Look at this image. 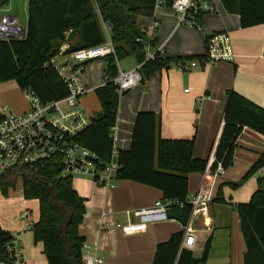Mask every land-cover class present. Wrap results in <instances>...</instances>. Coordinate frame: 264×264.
Wrapping results in <instances>:
<instances>
[{
  "label": "trees",
  "instance_id": "trees-1",
  "mask_svg": "<svg viewBox=\"0 0 264 264\" xmlns=\"http://www.w3.org/2000/svg\"><path fill=\"white\" fill-rule=\"evenodd\" d=\"M168 4L171 0H167ZM225 10L237 14L240 26L248 28L264 24V0H221ZM155 0H28L25 36L20 40L0 39V83L14 82L21 91L29 90L48 103L68 94L51 61L61 53L70 32L77 40L66 45L63 55L95 47L110 41L115 55L103 58L106 84L96 89L100 112L91 118L76 140L97 154L102 165L109 161L113 147L111 129L115 126L120 96L112 80L118 70L116 62L133 57L142 64V81L171 63L200 60L202 56L168 59L157 56L145 61L146 33L136 24L138 16L149 17ZM8 0H0L5 7ZM102 24L109 28L105 36ZM140 39V42H137ZM159 116L150 112L138 113L131 135L130 147L119 151L116 180H127L161 192L162 200L182 203L178 208L187 220L190 206L188 175L202 174L208 159L192 156L194 141L168 140L159 136ZM264 136V110L235 92L226 93L224 126L214 151L216 161L224 170L233 163L235 141L242 128ZM264 168V151L258 160L236 183H228L231 190L240 188L250 177ZM21 182L25 200H38L39 219L31 227L34 242L43 245L47 264H84V238L79 234L85 207L68 178H58V171L46 167L40 176L20 172L0 175V193L16 190ZM219 190V189H218ZM219 191H217V194ZM174 209V207H170ZM240 231L246 251L243 264H264V176L257 179V190L250 201L235 205ZM184 231L173 233L167 241L156 245L151 264H206L213 240L211 230H199L193 249L182 248ZM12 235L0 227V263L14 264L8 252ZM230 264V263H227Z\"/></svg>",
  "mask_w": 264,
  "mask_h": 264
},
{
  "label": "crops",
  "instance_id": "crops-1",
  "mask_svg": "<svg viewBox=\"0 0 264 264\" xmlns=\"http://www.w3.org/2000/svg\"><path fill=\"white\" fill-rule=\"evenodd\" d=\"M208 1L214 12L202 17L200 29L178 25L176 15L169 7L149 17H137L136 24L144 31L154 19L159 22L156 42L164 45L163 58L203 56L206 37L211 33L225 32L230 38L234 59L212 65L199 63L189 71H180L175 63H171L123 93L119 98L113 134V145L118 151L129 149L137 114L150 112L159 116V136L162 139H193V158L209 159L214 154L224 126L227 92H235L264 110V24L242 28L239 16L228 13L221 0ZM4 9L18 20L20 26L18 13L23 11L25 25L21 27L25 29L28 0H8ZM102 29L108 37L109 28L102 24ZM76 40L75 35L65 43L63 49ZM61 58L57 56L53 61ZM128 58L133 62L122 67L120 62L127 58L117 61V70L129 71L139 65L133 57ZM66 59L63 55V61ZM106 66L104 59L85 65L81 81L90 92L81 98L84 110V97L92 93L100 112L95 91L104 85ZM0 104L7 105L2 103L1 98ZM11 105L7 106L14 113L27 110V107ZM263 151L264 136L242 128L235 141L233 163L218 181L209 217L205 223L201 219L195 222L197 233L199 230L213 232L206 264H243L246 248L235 205L250 201L257 190V179L264 176V168L237 190H231L227 184L238 182ZM113 184V188L104 189L89 179L72 181V187L83 199L85 207L83 221L79 225V234L84 238L82 258H100L104 264H151L156 245L167 241L173 233L184 231V225L177 220L167 219L150 224L143 234L129 236L116 227L103 228V217L111 225L124 224L126 211L150 207L162 198L161 192L152 187L116 179ZM200 185V173L188 175V194L197 191ZM24 211L27 215L22 218L20 214ZM38 219V200H25L22 191L7 196L0 193V227L17 237L19 264H47L43 245L34 242L31 230Z\"/></svg>",
  "mask_w": 264,
  "mask_h": 264
},
{
  "label": "built area",
  "instance_id": "built-area-1",
  "mask_svg": "<svg viewBox=\"0 0 264 264\" xmlns=\"http://www.w3.org/2000/svg\"><path fill=\"white\" fill-rule=\"evenodd\" d=\"M169 7L177 18L178 25L200 29L201 19L207 13L214 12L208 0H155L154 12ZM159 22L153 20L145 30L144 43L145 61H152L162 56L164 45L156 42ZM25 36V29L18 20L7 14L4 7H0V39L20 40ZM140 42V39H137ZM63 48L58 55L60 62L51 61L60 80L66 86L68 94L60 99L41 103L29 90L22 93L28 102V109L23 113H14L7 105L0 104V175L10 172H20L40 176L46 167L56 169L58 178H68L71 181L78 178L91 180L104 189L114 187L115 174L118 170V150L112 147L109 161L102 165L97 154L83 147L77 140L78 134L90 123L81 104V98L90 92L81 81V75L88 63L114 56V47L110 41L89 48H82L65 55ZM234 54L228 34L225 32L211 33L205 39V51L201 60L178 62L176 67L180 71H189L199 63L212 65L219 61H232ZM139 64L135 69L122 71L112 82L117 85V93H123L138 86L142 81ZM104 78V84H106ZM115 127L111 129L113 139ZM225 170L220 161H216L214 154L208 159L207 166L201 174V185L194 193L186 196L185 203L191 208L189 218L185 219L182 248L193 249L196 243L197 229L195 222L201 219L204 223L209 217L210 206L215 197L216 186ZM20 179H18L19 181ZM179 210L182 203L159 199L150 207L126 211V222L111 225L102 218L103 228L116 227L124 235L143 234L150 224L166 221L170 207ZM179 208V209H178ZM24 211L20 217L24 218ZM8 252L14 258V264H19V249L17 237L12 236ZM84 264H104L100 258L87 256L82 258Z\"/></svg>",
  "mask_w": 264,
  "mask_h": 264
},
{
  "label": "rangeland",
  "instance_id": "rangeland-1",
  "mask_svg": "<svg viewBox=\"0 0 264 264\" xmlns=\"http://www.w3.org/2000/svg\"><path fill=\"white\" fill-rule=\"evenodd\" d=\"M21 11V10H20ZM19 14V21L21 26L24 27L25 25V15L22 12L18 13ZM62 58L60 60L56 59V62L61 61ZM133 62V60L131 58H127L125 61H121L120 65L123 67L126 64H131ZM0 98L2 100V103L7 104V105H11V104H16V106L18 107H27L28 109V102L26 100V98L24 97V94L20 91L17 90V87L15 86L14 82H7L6 84H0ZM4 94H1L3 93ZM84 105H85V111L87 113V115L92 118L94 117L96 114H98L99 112V106L94 98V94H88L87 96L84 97ZM12 107V105H11ZM218 186V185H217ZM216 186V188H218ZM17 190V191H16ZM16 190L14 192H12L11 190L8 191V193H13L14 195L16 193H20L21 192V182L20 180L17 182V186H16ZM215 195H216V191H215ZM210 264H216V263H210Z\"/></svg>",
  "mask_w": 264,
  "mask_h": 264
},
{
  "label": "water",
  "instance_id": "water-1",
  "mask_svg": "<svg viewBox=\"0 0 264 264\" xmlns=\"http://www.w3.org/2000/svg\"><path fill=\"white\" fill-rule=\"evenodd\" d=\"M75 32H70L67 37H66V42H69L73 37H75ZM167 218L168 219H173L177 220L178 222L181 223V225H185V218L183 217V214L181 211L177 209H172L167 213Z\"/></svg>",
  "mask_w": 264,
  "mask_h": 264
}]
</instances>
